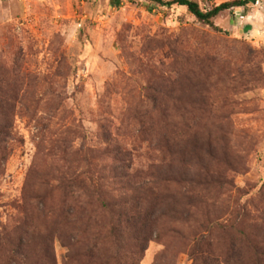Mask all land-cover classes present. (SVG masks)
<instances>
[{"label":"rangeland","instance_id":"rangeland-1","mask_svg":"<svg viewBox=\"0 0 264 264\" xmlns=\"http://www.w3.org/2000/svg\"><path fill=\"white\" fill-rule=\"evenodd\" d=\"M193 1L207 12L230 0ZM255 2L220 14L214 24L222 32H216L184 7L147 0H0V95L17 84L20 98L0 176V221L18 213L34 167L54 177L69 129L79 132L70 136L73 150L99 156L122 145L133 165H145L161 154V132L175 161L187 142L179 130L164 131L185 128L179 116H196L189 128L216 136L212 155L207 148L201 154L218 182L161 189L179 203L187 194L201 196L228 229L209 234L204 220L203 245H197L183 239L189 226L166 219L141 264H243L250 253L241 232L253 224L264 228V0ZM248 15L255 17L245 21ZM169 92L192 105L172 109ZM162 112L177 124L161 119ZM94 161L112 164L108 157ZM60 192L52 194L48 212L61 205ZM54 245L62 264L66 250Z\"/></svg>","mask_w":264,"mask_h":264},{"label":"trees","instance_id":"trees-1","mask_svg":"<svg viewBox=\"0 0 264 264\" xmlns=\"http://www.w3.org/2000/svg\"><path fill=\"white\" fill-rule=\"evenodd\" d=\"M147 1L167 8L184 7L199 23L214 28L216 32L222 30L215 26V18L225 11L248 7L250 3V0H230L205 12L193 0ZM179 86L177 84L178 89ZM1 90L0 176L14 135V109L20 101L17 84L8 92ZM168 100L176 110L179 105H192L186 98L170 96V92ZM201 104L198 101L193 106L200 107ZM162 113L165 114L161 119L167 117L170 126L177 124L170 120V115L166 116V112ZM179 119L185 128L164 131L166 136H172L179 130L180 137L187 142L177 150L176 160L172 159L174 148L162 145L164 138L161 132L157 143L161 154H153L152 160L145 165H133L129 159L130 151L122 145L104 150L99 156L93 149L73 150L70 136H77L79 132L76 128L69 129L65 133L67 137L60 142L62 164L52 165L54 177L46 178L41 175L40 168L34 167L26 181L22 204L16 208L18 213L8 216L6 223L0 221V264H59L56 241L66 250L62 264H141L155 228L166 219L172 218V222L181 221L189 226L191 230L183 239L188 242L193 239L197 245H203L200 232L206 226L204 220L209 234L217 229L227 230L216 222L206 199L201 196L187 194L186 200L179 203L170 189L163 193L165 185L178 186L185 182L206 186L218 182L201 154L207 148L212 155L215 134H201L189 128L196 116L190 117V121L186 116H179ZM104 129L108 131L106 126ZM81 138L88 139L84 135ZM98 157H108L112 164H98L94 161ZM194 161L197 162V170L192 166ZM120 189L126 191L118 193ZM58 190L62 191L61 205L57 208L52 205V211L48 212L45 207L49 201L52 202L50 198ZM161 209L163 211L156 215ZM248 229L241 234L248 242L250 256L241 263L264 264V228L253 224ZM201 255L202 259L205 254ZM208 259L214 262L215 258L208 256Z\"/></svg>","mask_w":264,"mask_h":264},{"label":"crops","instance_id":"crops-1","mask_svg":"<svg viewBox=\"0 0 264 264\" xmlns=\"http://www.w3.org/2000/svg\"><path fill=\"white\" fill-rule=\"evenodd\" d=\"M259 13L262 14V11L260 10ZM253 17H255V16L248 15L247 17H244V19H245V21H247L248 19L253 18Z\"/></svg>","mask_w":264,"mask_h":264},{"label":"built area","instance_id":"built-area-1","mask_svg":"<svg viewBox=\"0 0 264 264\" xmlns=\"http://www.w3.org/2000/svg\"><path fill=\"white\" fill-rule=\"evenodd\" d=\"M260 4V0H256L255 5L258 6Z\"/></svg>","mask_w":264,"mask_h":264}]
</instances>
